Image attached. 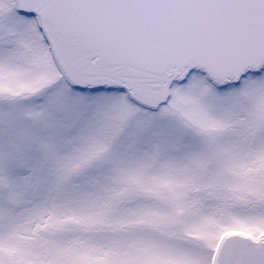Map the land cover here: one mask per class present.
I'll use <instances>...</instances> for the list:
<instances>
[{"label": "snow or ice", "instance_id": "1", "mask_svg": "<svg viewBox=\"0 0 264 264\" xmlns=\"http://www.w3.org/2000/svg\"><path fill=\"white\" fill-rule=\"evenodd\" d=\"M0 264H264V0H0Z\"/></svg>", "mask_w": 264, "mask_h": 264}]
</instances>
